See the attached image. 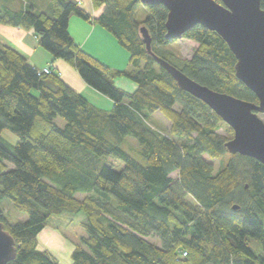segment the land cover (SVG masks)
<instances>
[{"label": "trees", "instance_id": "16d2710c", "mask_svg": "<svg viewBox=\"0 0 264 264\" xmlns=\"http://www.w3.org/2000/svg\"><path fill=\"white\" fill-rule=\"evenodd\" d=\"M16 1L0 0V25L33 30L40 47L113 107L99 108L52 66L46 74L0 41V221L17 252L8 264H59L39 249V235L53 217L78 213L85 235L72 264H264V165L228 153L229 140L218 133L225 122L179 89L147 53L141 29L152 52L190 79L258 104L236 77L228 44L196 26L183 37L198 45L192 59H175L162 49L174 42L166 40L168 9L141 0H92L103 9L97 18L76 0H50L47 9L37 8L39 0H20L16 9ZM141 7L145 19L137 18ZM72 16L112 34L129 52L130 67L112 69L87 53L70 33ZM116 78L137 89L118 88ZM156 112L171 121L168 135L151 125ZM6 130L16 145L3 137ZM128 139L138 143L136 154ZM226 155L216 169L213 161ZM6 202L27 219L12 222Z\"/></svg>", "mask_w": 264, "mask_h": 264}, {"label": "water", "instance_id": "95a60500", "mask_svg": "<svg viewBox=\"0 0 264 264\" xmlns=\"http://www.w3.org/2000/svg\"><path fill=\"white\" fill-rule=\"evenodd\" d=\"M145 6H165L168 11L166 40L177 41L196 26L216 32L235 55L236 77L258 98V104L219 93L186 76L152 52V40L141 29L147 53L176 81L214 111L233 131L225 147L264 165V9L263 0H141ZM237 209V207H234ZM15 239L0 221V264L16 257Z\"/></svg>", "mask_w": 264, "mask_h": 264}, {"label": "rangeland", "instance_id": "374dc122", "mask_svg": "<svg viewBox=\"0 0 264 264\" xmlns=\"http://www.w3.org/2000/svg\"><path fill=\"white\" fill-rule=\"evenodd\" d=\"M148 15L149 13L146 8L141 7L137 13V18L145 19L146 17H148ZM108 35L113 41L112 44L115 43L118 49L113 48L111 42L109 43L100 38L96 39L97 37L95 36L91 41L88 42L89 48L105 58L108 61L107 64H109L112 69L126 70L130 62L129 52L118 44L117 40L112 34L108 33ZM197 47L198 45L196 43L187 39H181L162 46V49L164 52L172 54L175 59L190 60L192 59L194 50ZM39 49V51L41 52L36 54L33 59L41 69L43 68L41 65L45 63L47 57H52V55L42 47H40ZM115 85L127 92H134L137 89V85L126 78H116ZM90 91L91 90L84 91V94L94 105L105 110L112 109L113 102L109 98L102 94H99L95 90L93 91H95L94 93L96 94L91 93ZM260 117L264 121V115H260ZM150 123L154 127V129L158 130L160 133L164 135L169 134L171 121L166 117L164 113H154L151 116ZM218 133L226 140H230L234 137V131L226 123H223L221 125ZM3 137L13 145H16L18 142V137L8 130L3 132ZM126 147L130 148L135 154L139 151V145L134 139H128ZM126 147L124 146V148ZM229 158L230 156L226 155L223 158L214 160L213 162L215 164V168L218 169L221 164H225L229 160ZM172 176L176 177L177 173H173ZM4 211L7 217L12 222L27 219L25 215L19 214L8 202L4 203ZM84 220L85 217L83 213L64 214L61 216L53 217L50 220L48 226L39 235V249L50 252L58 260L59 264H72V253L75 247L80 244L81 237L85 235L82 227V223ZM253 248L257 252L261 251V248L258 245L257 241H254Z\"/></svg>", "mask_w": 264, "mask_h": 264}, {"label": "crops", "instance_id": "0c3cea01", "mask_svg": "<svg viewBox=\"0 0 264 264\" xmlns=\"http://www.w3.org/2000/svg\"><path fill=\"white\" fill-rule=\"evenodd\" d=\"M79 2L81 7L91 14L94 18L99 17L102 14V8H95L92 0H76ZM50 0H39L38 7L39 9H47ZM16 9H20L23 6V2L17 0L14 4ZM69 30L72 37L75 41L81 45V47L89 54L94 57H98L100 61L107 64L108 61L103 58L99 53L92 51L88 46V42L93 39V37H97L96 39H102L107 42H111L110 36L107 31H104L101 26L95 24L93 22L84 21L77 16H72L70 19ZM0 41L6 45H11L21 53H23L28 61L39 68L38 64L35 62L33 57L38 54L40 46L38 44V40L34 34L33 30H25L21 27H14L9 25H0ZM115 42V41H114ZM118 46V45H117ZM113 48H117L115 43L112 44ZM110 63V62H109ZM109 66V64H107ZM43 68L52 66L53 69L59 72L61 78L65 81L67 85L73 88L75 91L84 94V91H89L94 93L92 88H90L79 76V74L75 71L73 67H71L67 62L63 60H54L53 57H47V60L43 65ZM110 67V66H109ZM130 67V62L126 69ZM41 68V69H43ZM40 69V68H39ZM123 70V69H122ZM96 94V93H94Z\"/></svg>", "mask_w": 264, "mask_h": 264}, {"label": "built area", "instance_id": "2783aa9c", "mask_svg": "<svg viewBox=\"0 0 264 264\" xmlns=\"http://www.w3.org/2000/svg\"><path fill=\"white\" fill-rule=\"evenodd\" d=\"M43 72L46 73V74H50L51 73V69L50 67H46L43 69Z\"/></svg>", "mask_w": 264, "mask_h": 264}]
</instances>
